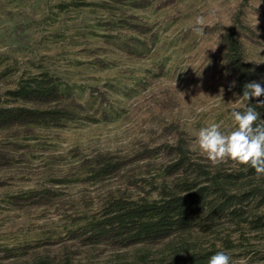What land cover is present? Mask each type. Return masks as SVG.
Segmentation results:
<instances>
[{"label":"rangeland","instance_id":"rangeland-1","mask_svg":"<svg viewBox=\"0 0 264 264\" xmlns=\"http://www.w3.org/2000/svg\"><path fill=\"white\" fill-rule=\"evenodd\" d=\"M57 1L51 0L50 5ZM243 1L184 0L181 5L161 12L139 11V17L160 31V40L154 47L158 54L141 60L109 55L110 68L96 70L86 65L79 68L72 62L91 59L86 48L100 43L84 34L90 36L89 28L80 26L77 13H57L53 7L49 10L44 0H0L1 61L17 60L25 65L28 57L36 61L42 57L44 62L61 68L80 83L97 84L108 90L105 84L111 82L122 88L121 93L111 95V103L120 111L114 120L37 130L36 138L30 141L9 133L0 135V152L7 156L0 161V264H36L38 259L52 264L132 261L129 251L107 244L86 245L73 239L69 230L79 215L99 212L107 196L121 191L143 193L131 185V180L135 176L150 177L145 172L147 165L152 163L158 168L168 158L160 148L153 158L137 161L135 156L148 148L157 149L162 143L174 144L176 133L171 128L182 131L193 157L199 161L206 159L196 143L199 129L218 123L221 131L234 130L230 110L241 108L244 100L205 64L219 48L215 30L229 24ZM103 16L98 12L97 20H103ZM200 16L206 25H211L205 27L204 35L193 30ZM32 20L41 21L39 27L35 29ZM88 20L91 25L97 23ZM16 141L25 147H15L12 143ZM101 152L131 163L102 182L80 181L84 176L79 174L83 160ZM42 189L54 194L52 202L10 203L11 196ZM230 232L226 230L222 236ZM231 233V239L238 241L237 234ZM245 235L250 243L245 249L253 251L248 254L244 250L241 254L236 250L231 256L233 264H263L264 231ZM196 238L202 247L217 243L223 250L216 236ZM20 245H28L29 253L19 250V256H12L7 251ZM163 248L158 246L154 252Z\"/></svg>","mask_w":264,"mask_h":264},{"label":"trees","instance_id":"trees-1","mask_svg":"<svg viewBox=\"0 0 264 264\" xmlns=\"http://www.w3.org/2000/svg\"><path fill=\"white\" fill-rule=\"evenodd\" d=\"M50 1L44 0L49 10L53 7L57 13H77L80 26L89 28L90 36L87 32L84 34L100 41L86 48L91 59L72 61L79 68L86 65L96 70L110 68V56L141 60L158 54L154 47L160 40V31L154 30L153 24L137 13L161 12L184 2L59 0L51 6ZM98 12L104 14L103 20H97ZM88 19L97 23L91 25ZM258 19V23H253ZM32 22L35 29L41 23ZM215 33L219 35V48L209 56L205 67L223 82L227 81L228 86L236 81L231 90L238 98L243 95L246 82L264 84V53H260L264 51V0H244L229 24ZM42 59L28 57L25 65L17 60L13 63L11 59L0 60V135L9 133L30 141L36 138L37 130L114 120L120 111L111 103V95L121 93L119 85L107 82L108 90H103L97 84L80 83ZM255 102L253 98L251 103ZM248 103L244 101L237 109L243 110ZM258 111L264 117V109ZM170 131L176 133L174 144L162 143L157 149L148 148L135 156L137 161L153 158L160 148L168 158L158 168L152 163L147 165L145 172L150 177L135 176L131 180V185L143 193L121 191L107 196L99 212L78 216L69 230L72 238L86 245L107 244L129 251L132 261L121 264H208L210 256L217 251L225 250L227 254L233 251L230 257L236 250L251 254L253 250L245 249L250 244L246 232L264 231V174L231 160L215 166L207 159L199 161L193 157L182 131L172 128ZM12 144L25 147L19 141ZM6 158L0 152V161ZM130 161L106 152L87 157L80 166L79 174L84 175L80 181L102 182L122 172ZM53 196L47 189L31 190L21 196H11L10 203L46 204L53 201ZM226 230L236 233L238 241L231 239V232L222 236ZM204 235L216 236L223 250L217 243L202 247L196 237ZM161 245L164 248L155 253ZM28 248L20 245L7 251L19 256L17 251L27 254ZM36 264L52 263L38 259Z\"/></svg>","mask_w":264,"mask_h":264},{"label":"clouds","instance_id":"clouds-1","mask_svg":"<svg viewBox=\"0 0 264 264\" xmlns=\"http://www.w3.org/2000/svg\"><path fill=\"white\" fill-rule=\"evenodd\" d=\"M196 25L193 30L198 35H204L206 26L211 27L205 24L202 16L196 18ZM235 84L236 81H232L229 90L235 87ZM262 96L264 84L257 81L246 82L241 97L249 103L243 110L235 107L231 110L234 130L221 131L220 124L211 123L196 133L200 154L212 165L231 160L240 165L250 166L257 174H264V117L258 111L264 109V99H260ZM253 98L256 100L254 104L251 103ZM208 264H233V261L226 252L217 251L210 256Z\"/></svg>","mask_w":264,"mask_h":264}]
</instances>
